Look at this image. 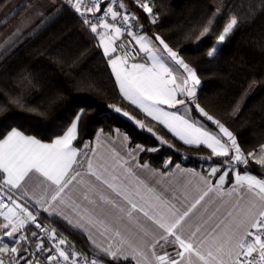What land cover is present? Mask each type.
<instances>
[{"label":"snow or ice","instance_id":"snow-or-ice-1","mask_svg":"<svg viewBox=\"0 0 264 264\" xmlns=\"http://www.w3.org/2000/svg\"><path fill=\"white\" fill-rule=\"evenodd\" d=\"M131 4L144 14L149 25L158 24L160 13L154 11V0H131ZM5 6V0H0V8ZM28 6L20 4L17 14ZM64 10L76 15L93 34L122 98L183 144L209 150L210 154L203 159L212 163L207 174L200 177L202 187L194 192L177 191L165 199L136 172L149 168L147 163H139L137 150L152 152L157 148L136 145L128 151L129 159L113 150L111 164L94 166L92 155L96 148L88 142L82 147L76 143L86 115L83 108L47 142L18 127H9L0 132V264H107V258L127 259L123 255L126 240L120 224L125 218L136 221L137 214L158 230L148 246L151 259L128 245L135 253L132 258L143 256L145 264H264V142L250 149L243 147L233 131L197 102L201 79L196 68L160 33L149 35L125 0H52L49 13H36L20 21L4 42L0 58L38 34L53 13L59 15ZM221 18V9L214 7L210 15L185 34L189 39L198 31L194 50H199V42L205 37L217 33ZM248 19L230 10L205 53L206 58L215 57L217 46ZM5 22L7 17L0 20V25ZM108 107L132 120L139 129L152 133L161 144L169 143L144 120L116 105ZM3 110L0 106V111ZM237 110L238 106L234 111ZM193 112L203 119L195 118ZM206 122H211L214 128ZM115 132L123 135L125 143L130 142L127 134H121L119 129ZM102 134L103 129L97 133V141ZM84 162L87 175L95 182L84 181L77 170ZM171 163L166 161V166ZM253 165L259 167L260 175L252 174ZM37 175L45 185L40 196L30 193L27 187V181ZM226 183L232 185L227 191ZM75 184L84 185L82 199L91 207L82 208L68 199V190ZM244 192L251 193L248 201L241 205L238 199L226 208L225 218L206 234H201L199 224L194 230H186L194 219L208 224L228 204L226 196L236 194L242 199ZM216 200L221 202V207L203 219L208 205ZM97 209L105 215H98ZM73 214L100 229L107 244H97L89 235L92 254L77 250L54 225L59 218L82 228V224L73 223ZM139 227L148 234L145 225Z\"/></svg>","mask_w":264,"mask_h":264},{"label":"trees","instance_id":"trees-1","mask_svg":"<svg viewBox=\"0 0 264 264\" xmlns=\"http://www.w3.org/2000/svg\"><path fill=\"white\" fill-rule=\"evenodd\" d=\"M20 2H26L29 7L10 24L0 37V43L29 14H47L52 9V0H5L6 6L0 8V20ZM125 2L135 10L149 35L160 33L196 68L203 82L197 101L228 126L243 147L250 149L264 142V0H154V11L160 13L155 26L149 25L144 14L132 6L131 0ZM214 7H219L223 14L217 33L230 10L249 19L218 45L216 56L209 59L205 53L217 33L201 40L198 51L194 50L198 31L189 39L185 34L210 15ZM109 105L121 107L144 120L169 143L161 144L152 133L139 129L132 120L116 113ZM0 106L4 109L0 111V132L18 127L28 135L48 141L83 108L86 115L80 124L78 146L84 139H92L99 129L109 133L119 129L130 137V146L139 144L145 149H158L141 152L139 160L143 163L164 170L180 163L202 171L212 163L203 159L210 154L209 150L183 144L122 98L93 34L68 10L59 15L53 13L38 34L28 37L0 58ZM237 106L238 110L234 111ZM192 115L201 119L195 112ZM168 160L172 163L166 166ZM252 173L260 175L261 171L253 165ZM54 224L80 250L92 254L93 247L79 230L59 218ZM107 264L134 262L107 258Z\"/></svg>","mask_w":264,"mask_h":264},{"label":"crops","instance_id":"crops-1","mask_svg":"<svg viewBox=\"0 0 264 264\" xmlns=\"http://www.w3.org/2000/svg\"><path fill=\"white\" fill-rule=\"evenodd\" d=\"M14 22V21H13ZM12 23V20L6 23L0 25V35H3L10 24ZM7 38H5L1 42H5ZM110 67V66H109ZM111 70V68H110ZM181 71V70H180ZM130 103V102H129ZM183 111V110H181ZM101 129L97 130V132L94 134L92 139H84L80 146L82 147L85 142H88L92 145V147L96 148V153L92 155L93 164L94 166L100 163H108L111 164L112 162V152L113 150L119 152L121 156H124L125 159H129L127 153L130 149H134L136 145L130 146L128 143H125L123 140V135H117L115 130L113 132H104L100 136L99 141H97V133ZM121 134H125L124 132L120 131ZM178 139V138H177ZM47 142V141H45ZM182 142V141H181ZM139 145V144H137ZM141 152L137 150L136 156L139 163L144 164L139 160V155ZM83 160V158H81ZM148 169H136L137 175L145 180V182L148 184L149 187L153 188L157 194L162 195L165 199H170L174 192H194L197 188L202 187L200 177L207 174V170L209 166L207 167L206 171H202L200 169H196L193 167L185 166L180 163L174 164L169 169H160L157 168L149 163ZM177 165L179 167H177ZM78 171L81 172L84 181H94V178L89 177L87 175V163L84 162L81 167L77 168ZM153 172H155V175H153ZM253 174V173H252ZM79 179V178H78ZM43 178L37 176H32L31 179L27 181V187L30 193L35 194L36 196H40L45 188V185L42 183ZM98 184V182H96ZM230 183L225 184V191H227L229 188H231ZM85 191V187L83 184H75V186H70L68 190V199L71 202H75L77 204H80L82 208L85 207H91L87 205L86 201H83L82 199V193ZM242 199H240L236 194H233V196L225 197V201H228V204L221 207V202L219 200H216L215 203L208 205V213L204 215L203 219H207L208 216L211 215L213 211L217 207H221V211L217 213L215 217H213L211 220H209L208 224H203L202 220H192L190 222V227L186 228L187 231L194 230L195 227L199 224L201 225V234H206L207 231L211 230L217 223H219L221 220L225 218L227 215L226 208H230L231 205H234L236 201L239 199V202L241 205L245 204L248 199L251 197V193L244 192L241 194ZM215 199V198H214ZM97 214L100 216H104L105 214L100 212L99 209H97ZM71 218L73 219V223H80L82 224V228H75L73 225H69L70 227L79 230L87 239L89 244L93 247L92 242L89 240V235L92 236V238L96 241L97 244L106 245L107 239L105 236L100 235V229L95 228L89 224H87L85 221H81L79 216L72 215ZM110 219V217H109ZM62 220V219H61ZM143 224L146 228H148V234L145 235L143 231H141L139 225ZM120 230L123 234V237L126 240V244L124 245V256H127L129 260H132L134 264H145L143 256H137L136 259H133L132 256L135 255V253L132 252V249L128 247V245H132L133 248H136L138 251L142 252L145 256H147L149 259H151V252L149 251V245L152 243L154 237L157 235L158 230L155 229L154 225H151L150 222H147L145 218L137 214V220L133 222H129L127 218H125L121 224H120ZM172 249L169 248V251ZM157 251L159 252L160 249L157 248ZM122 259L123 256H121Z\"/></svg>","mask_w":264,"mask_h":264},{"label":"rangeland","instance_id":"rangeland-1","mask_svg":"<svg viewBox=\"0 0 264 264\" xmlns=\"http://www.w3.org/2000/svg\"><path fill=\"white\" fill-rule=\"evenodd\" d=\"M22 3H26V2H20L17 6H16V8H14L7 16H5V17H7V22L9 21V23H10V21L12 20V22L13 21H15L16 20V18L18 17H20V16H22L23 15V13L28 9V7L25 9V10H23V11H20L18 14H17V7L20 5V4H22ZM131 10V9H130ZM132 12H135V10H131ZM36 13H40V12H34V13H32L31 15L29 14L28 15V17L29 16H32V15H34V14H36ZM136 13V12H135ZM136 15H137V13H136ZM138 16V15H137ZM4 17V18H5ZM3 20V19H2ZM7 22H5V23H3V24H6ZM2 35H0V37H1ZM11 36V34L9 35V36H7L6 38L8 39L9 37ZM1 41H2V39H1ZM3 46H4V42H1L0 43V47L1 48H3ZM0 48V49H1Z\"/></svg>","mask_w":264,"mask_h":264},{"label":"water","instance_id":"water-1","mask_svg":"<svg viewBox=\"0 0 264 264\" xmlns=\"http://www.w3.org/2000/svg\"><path fill=\"white\" fill-rule=\"evenodd\" d=\"M182 71V70H181ZM202 85H203V82H202V80H201V85L198 87V91H197V95H198V93H199V90L201 89V87H202ZM198 102V101H197ZM199 103V102H198ZM201 105V104H200ZM202 106V105H201ZM203 107V106H202ZM206 110V109H205ZM207 111V110H206ZM198 114V113H197ZM211 114V113H210ZM198 116H199V114H198ZM200 117V116H199ZM215 117V116H214ZM201 119H203L202 117H200ZM216 118V117H215ZM216 119H218V118H216ZM221 121V120H220ZM222 122V121H221ZM206 123H208L209 125H211L213 128H214V126L211 124V122H206ZM223 123V122H222ZM228 127V126H227ZM229 128V127H228ZM230 129V128H229ZM231 130V129H230ZM232 131V130H231Z\"/></svg>","mask_w":264,"mask_h":264},{"label":"built area","instance_id":"built-area-1","mask_svg":"<svg viewBox=\"0 0 264 264\" xmlns=\"http://www.w3.org/2000/svg\"><path fill=\"white\" fill-rule=\"evenodd\" d=\"M84 26V25H83ZM86 27V26H84ZM87 28V27H86ZM88 29V28H87ZM55 225V224H54ZM56 226V225H55ZM57 227V226H56ZM58 231L62 232L64 236H66L73 244H75L63 231H61L58 227H57ZM76 246V244H75ZM77 250H80L77 246H76ZM86 254V253H85Z\"/></svg>","mask_w":264,"mask_h":264}]
</instances>
